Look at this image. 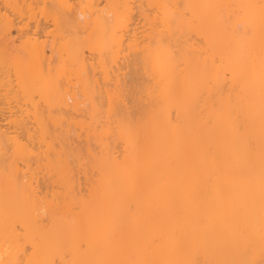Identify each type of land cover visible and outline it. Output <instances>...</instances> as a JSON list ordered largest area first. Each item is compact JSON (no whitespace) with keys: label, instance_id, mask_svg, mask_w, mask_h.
I'll use <instances>...</instances> for the list:
<instances>
[{"label":"bare ground","instance_id":"6f19581e","mask_svg":"<svg viewBox=\"0 0 264 264\" xmlns=\"http://www.w3.org/2000/svg\"><path fill=\"white\" fill-rule=\"evenodd\" d=\"M94 49L115 69L120 49L133 50L137 64L140 57L144 110L121 120L119 138L132 148L144 117L141 168L108 179L113 163L101 165L103 178L80 183L76 166L70 177L59 163L57 179L53 172L40 190L17 160L29 162L42 118L77 107L79 93L94 101L87 70L96 79L97 65L106 70L105 59L91 62ZM63 52L79 93L55 79L65 72ZM104 98L107 107L120 102ZM120 144L115 155L103 147L101 161L108 165ZM32 156L34 164L43 157ZM0 264H264V0H0Z\"/></svg>","mask_w":264,"mask_h":264},{"label":"rangeland","instance_id":"374dc122","mask_svg":"<svg viewBox=\"0 0 264 264\" xmlns=\"http://www.w3.org/2000/svg\"><path fill=\"white\" fill-rule=\"evenodd\" d=\"M232 20V18H228V21H231ZM132 21H134V23L135 24H137V26H140V28H139V30H141V29H145V31L148 29V27H149V25H148V22L147 21H144L143 19H141L140 17H135V18H133L132 19ZM135 24H134V26H135ZM138 35H140V34H138ZM124 37H125V34H124ZM121 50V49H120ZM120 50H118L117 51V59L115 60V66H116V69H117V67L119 66V68H118V71H117V73L115 74V76L116 77H118L117 79H115L116 80V82H113L112 81V78L113 77H115V76H111V74H110V76L112 77H110L109 75H107L106 76V74H109V72L110 73H113V72H111L113 69H115V68H113V66H112V64H110V60H109V56H108V52L107 51H105V50H100V49H94L93 50V53H94V56H96V58L94 57L92 60H91V62H94V63H96V61L97 60H99V58L101 57V58H103V59H105V61H106V70H98V69H100L101 67L99 66V68H98V65L97 64H95L94 65V68H96V65H97V68L96 69H94V70H92L93 72H95V73H97L98 74V79H96L97 77L96 76H93V74L91 75V70H87V71H89L88 72V78H89V87L91 88V86L90 85H93L92 86V89H93V93H91V98H92V96L94 97L93 98V100L94 101H92V99L91 100H89V98L86 96V95H84L83 93H79V91H81V88H79L80 87V80H79V78H78V74L77 75H75V73L77 72L76 71V68L75 67H72V66H70V64L69 63H67V61H66V59H68L67 57V54L65 53V56H63L64 55V52H63V54H62V57L61 58H63V60L65 61L64 62V64H65V72H63V75H61V76H57V78H55L56 80H57V83L58 84H62V85H65V86H67V88L69 87V88H73V86L71 85L72 84V82H74V84H75V87H76V85H78V88H75V90H77L78 91V100H79V104L77 105V107L76 106H74L73 104H70L69 105V107H71L72 105L75 107V108H73V107H71L72 108V110H73V113H76L77 112V114H73V113H71L70 111H71V108H69V110H64L63 111V109H60V108H58V107H56L55 106V108H54V110H59V111H57V113H53L52 111H50L51 109L49 108V111L51 112V113H53L54 115L53 116H55L56 117V119L57 120H54V118H50V113H49V115L48 116H45V118H44V120H43V118L41 119L42 120V122H41V124L42 125H44V131H45V133L44 134H42L41 132H40V136H39V131H37L38 132V134L35 132L34 134H37L36 135V137L34 138L32 135V142L33 143H31V140H30V142H29V146H28V148H31L30 150H32V154L30 155V157H29V162H30V166L29 167H25L24 165H26V166H28V163L29 162H27V164L25 163V158H22L21 156V158H22V160H24V163H23V161H18L17 159H15V160H17V162L19 163V164H17L16 162H14L15 160H14V158L13 157H11V159L12 160H14L13 161V164H17V166H19L18 168H19V170L21 171V175L23 176V180H25L24 179V176L25 175H27V173L26 174H24L22 171H23V169L25 170L24 172H27L28 171V174L30 175V176H32L31 177V179H33V180H36L37 182H39V189L40 190H42L43 188H44V183L42 182V180L43 181H45V180H49V179H51V175H52V173L53 172H56V170H57V168H56V166H58L59 165V163L61 164L60 166L62 167L61 169H64L65 170V168H66V172L68 173V172H70L68 175L70 176V177H72L71 175H73V173H75V176H74V178L79 174L78 172H80V174L77 176L78 178H80L81 179V181H80V179H78L77 178V181H79L80 183L82 182H84V180L86 179V180H89V179H92L93 178V180H94V178L96 179V178H98L99 179V177H100V175H99V173L97 172L98 170V168H101L102 169V171L103 170H105V169H103V167H101V165L102 166H105V167H107L108 166V168H110L111 167V163H113V165H112V167L111 168H113L114 169V171L116 172V173H113V175L111 174V172H109L110 173V175L111 176H109L108 177V179L109 178H113V179H115L116 178V176H118V177H122L123 175V173L124 172H128V170L127 169H132L133 167H136V166H139V168H141V161H143V157H142V151H140V146H142L143 144H142V142H140V138H142V135H141V129H142V125H143V121H144V117H143V120L142 121H137V123L135 124L136 126H137V129L138 130H136V134L137 135H135V133H133V139H131V140H129V141H131V143L129 142L127 145H131V146H133L132 148H130V146H125L123 143H124V141L125 140H123L122 138H119L120 137V127H119V125H120V123L121 124H123L122 122H121V120L122 121H125L126 122V120L127 121H129V120H138V118H140L139 116L137 117V115H139L138 114V112L140 113L141 111H142V100H140V99H138V98H140V97H144V92H143V96H141L142 94H140V91H142V88L145 86V84L144 83H142L143 81H142V79H143V77H142V65H141V62H140V57H138L139 58V63L137 64L136 63V61L138 62V59L135 61V59H136V57H134L133 55V50H132V53L130 52L131 51V49H122L121 51ZM124 50H128V52L127 51H124ZM86 51V50H85ZM87 53V52H86ZM123 55H127L126 57H124V58H120V57H123ZM67 56V57H66ZM55 65H56V63H55ZM114 65V64H113ZM110 67H111V70H109L110 69ZM115 69V70H116ZM95 70H97V71H95ZM114 70V71H115ZM103 71L105 72V73H103ZM106 71H108V72H106ZM92 72V73H93ZM102 74V75H100L99 76V74ZM52 75H53V77H51V82H52V84L53 83H55V80L53 81L52 80V78L54 79V70H53V72H52ZM90 75V76H89ZM96 75V74H95ZM105 76V77H104ZM109 76V77H108ZM69 79H68V78ZM74 77H76V78H74ZM101 77V78H100ZM115 77V78H116ZM105 78H106V80H107V82H109L110 84H111V86L108 84V83H105ZM68 79V81H70L69 82V84L70 85H68L67 83H68V81L66 82V81H64V80H67ZM72 79V80H71ZM100 79H102V81L105 83V84H108V88L109 89H106L107 88V86L106 87H104V89H101V88H103V86H102V83L100 82ZM110 80H111V82H110ZM117 80H118V83H117ZM91 81H92V83H91ZM93 81L94 82H96V86H95V83H93ZM97 83H99V86H98V84ZM114 83L116 84L117 83V86L118 85H120V87L118 86V88H117V86L115 87V85H114ZM73 84V85H74ZM143 84H144V86H143ZM101 85V86H100ZM112 85H114V87L115 88H117V90H115V88L112 86ZM64 86V87H65ZM94 87H98V89H99V91H97V92H94L95 91V89H94ZM100 87V88H99ZM90 88H89V90H90ZM113 88H114V90H113ZM101 89V90H100ZM106 89V90H105ZM112 91H111V90ZM96 90H97V88H96ZM90 91H92V90H90ZM116 91V92H115ZM113 92V93H112ZM118 92V93H117ZM106 93V94H105ZM111 93V95H109ZM116 93V94H115ZM104 95H109V98L106 96L105 98H106V100H109V99H111V100H113V97H115V100H117V99H119V101L120 102H122V101H124V99H125V103L124 102H122L123 103V105H121L120 104V102H117L118 104H117V106L115 105V104H112L111 103V101L109 100V103H107V105H108V107L106 106V102H105V100H99V98H104ZM118 95V96H117ZM119 95H122V96H119ZM99 96V97H98ZM101 96V97H100ZM117 97V98H116ZM123 97V98H122ZM36 98H37V94H36V96L34 95V100H36ZM104 98V99H105ZM120 98H122V99H120ZM143 99V98H142ZM70 99H68V103H70V101H69ZM37 101V100H36ZM90 101V102H89ZM91 101L92 102H94V103H91ZM142 101V102H141ZM144 101H145V99H144ZM95 102H96V104L98 103L99 105L98 106H95L94 104H95ZM100 102H102V103H104L105 102V104H101V106H100ZM72 103V102H71ZM110 103H111V105H113V106H115L116 107V110H115V113L116 114H120L121 113V107L122 106H124L125 104H126V106H124L123 107V109H124V111H122V114L121 115H115V113H114V110L113 111H111L112 110V108L110 107L111 105H110ZM114 103V102H113ZM121 106H120V105ZM92 105H93V107H92ZM119 105V106H118ZM50 107V106H49ZM138 108V109H137ZM76 109V110H75ZM95 109V113H93V110ZM106 110L107 111V109L109 110V114L106 112L105 114H106V116L104 115V116H102V114L100 115L99 113H98V111H101V110ZM119 109H120V112H119ZM104 110V111H105ZM143 110H144V107H143ZM65 111H66V113H65ZM111 111V112H110ZM117 111V112H116ZM56 112V111H55ZM62 112H64L63 114H62ZM103 112V111H102ZM68 113V114H67ZM104 113V112H103ZM110 113H112V115L111 116H109L108 118V120H106V118H107V115H110ZM142 113H143V111H142ZM141 113V114H142ZM71 115L72 117L74 116V118L75 119H73V120H71L72 119V117L70 116V117H68V115ZM73 114V115H72ZM141 116V115H140ZM70 118V119H69ZM63 120H66L65 122H63ZM68 120V121H67ZM106 121V122H105ZM52 122H54V124L52 123ZM141 122V123H140ZM59 123V124H58ZM131 123V127L133 126V124H132V121L130 122ZM61 125V129H60V126H57L56 128H55V126L56 125ZM74 124V125H73ZM126 124H129L128 122H126ZM117 125V126H116ZM74 126V127H73ZM129 126V128H130V133L132 134V132L133 131H135V130H133V129H131V127ZM139 126V127H138ZM81 127H82V129H81ZM64 128V129H63ZM88 128V129H87ZM139 128H141L140 129V132H139ZM48 129V130H47ZM74 129H75V131H74ZM61 130V131H60ZM63 130V131H62ZM77 130V131H76ZM85 130H87V131H85ZM91 130H93L94 132H92ZM65 131H67V132H65ZM84 131H85V134H86V136H85V134H84ZM132 131V132H131ZM46 132H47V134H46ZM82 134H81V133ZM31 133H32V131H31ZM65 133H67V134H65ZM87 133H88V135L89 136H87ZM139 133V134H138ZM84 134V135H83ZM43 135H47V139L49 140H47L45 143H47V144H44V142L43 141H45V138H46V136H44V139L43 140H41L42 139V137H43ZM74 135H76L77 136V139H76V137H74ZM79 135V136H78ZM80 135H81V140H79L78 138L80 137ZM122 136V135H121ZM132 136H130V137H132ZM135 136V137H134ZM37 137H38V139H37ZM83 137H84V139H83ZM128 137V136H127ZM25 137H23L22 138V140H23V142L25 141V139H24ZM29 139H31V137H28ZM29 139H28V141H29ZM76 139V140H75ZM123 141H122V140ZM22 140H21V138H20V141L22 142ZM38 141V143H37V141ZM19 141V142H20ZM36 141V142H35ZM66 141H68L67 143H66V148H68V149H65V142ZM70 141L72 142L71 144L73 145H78L77 147H81V149L79 150V151H77L78 150V148H77V150H75L76 148V145L75 146H73V148L74 149H72L73 150V152H71V150H69V147H68V143H69V146H72V145H70ZM86 141H87V143H88V145L86 146L85 144H86ZM114 141V142H113ZM116 141V142H115ZM117 141H118V144H120V146L118 145L116 148V152H117V150H118V148L120 149V150H118V155L116 154V156H115V158L111 155V154H113V155H115L114 153H113V150H114V148H115V146L117 145ZM20 142V143H21ZM22 142V143H23ZM26 142H27V139H26ZM25 142V143H26ZM75 142V143H74ZM79 142V143H78ZM85 144H84V143ZM108 142V143H107ZM109 142L110 143H112V144H109ZM19 143V144H20ZM116 144V145H114V144ZM38 144V145H37ZM82 144V145H81ZM142 144V145H141ZM21 146L23 145V144H20ZM24 145H26V144H24ZM23 145V146H24ZM32 145V146H31ZM44 145H46V148L48 149L49 147V149H48V151H47V149H43L44 147ZM50 145V146H49ZM80 145V146H79ZM108 145H111L110 146V148H113V149H111L112 150V152H111V154H110V156L108 157V159L109 158H111V162L108 160V159H106L108 162H110V163H108V165L106 164V161H101V159H103V156H102V154H104L103 153V151L105 152V150L104 149H102L103 147L104 148H106V146L108 147V150H109V146ZM114 145V146H113ZM27 146V145H26ZM35 146V147H34ZM40 146H41V148L43 149V151L40 149V150H37L38 148H40ZM62 146H63V148H64V150H63V148H62ZM83 146V147H82ZM113 146V147H112ZM123 147V148H122ZM124 147H126L127 149L128 148H130V149H128V150H126ZM37 148V149H36ZM142 148H143V146H142ZM33 149H35V151H33ZM54 149H55V151L57 150L58 151V153H56L55 151H54ZM122 149H125V152L123 151L122 152ZM11 150H13V152H15V148L14 147H10V148H8L7 149V151L8 152H10L9 154V157L11 156ZM37 150V151H36ZM89 150V151H88ZM90 150H92V151H90ZM101 150H103L102 152H101ZM51 151H53V152H51ZM88 151V154L90 155V156H88V154H86V152ZM7 152V153H8ZM101 152V153H100ZM109 152H110V150H109ZM123 154H122V153ZM45 153V154H44ZM62 153L64 154V156H66V157H63L62 156ZM91 153V154H90ZM14 154V153H13ZM43 155V157H44V159H45V163H43L44 162V160L41 158L40 160H43L42 162H40V160H38V158H40V156H36V155ZM48 154V155H47ZM92 154L94 155V156H92ZM121 154V155H120ZM8 155V154H7ZM6 155V156H7ZM32 155H35L36 156V164H34L35 163V159H34V157L32 156ZM79 155V156H78ZM87 155V156H86ZM124 155V156H123ZM129 156L128 157V161L126 160V159H124L126 156ZM16 156V154L14 155V157ZM31 156L33 157L32 158V161L30 160L31 159ZM75 156H77V157H75ZM82 156V157H81ZM92 156V157H91ZM122 157V158H120V157ZM9 157H8V159H9ZM58 157H59V161L57 160L58 159ZM73 157V158H72ZM102 157V158H101ZM118 157H119V159H118ZM15 158H18V155H17V157H15ZM68 158V159H67ZM79 161V164H78V162L76 161V159ZM82 158V159H81ZM84 158V159H83ZM100 158V159H99ZM114 158V159H113ZM6 159V161H7V158H5ZM62 159V160H61ZM69 159L70 160H73L71 163H69ZM68 160V161H67ZM113 160H115L116 161V163H115V161H113ZM121 160H123V161H121ZM49 161V163L50 164H47V162ZM74 161H76L77 162V164H74L75 162ZM99 161H100V163H99ZM119 161H121V162H119ZM128 163H127V162ZM8 162H10L9 160H8ZM8 162H5L4 161V163L5 164H8ZM22 164H21V163ZM64 162V163H63ZM3 163V162H2ZM3 163V164H4ZM56 165H55V164ZM67 163H68V165H69V167L67 166ZM104 163V164H103ZM118 163V164H117ZM125 163H127L126 165H125ZM2 164V165H3ZM4 164V165H5ZM11 164V163H10ZM13 164H11V165H13ZM45 164V165H44ZM54 164V165H53ZM66 164V165H65ZM114 164H115V166H114ZM140 164V165H139ZM24 166V168H23V166ZM71 165H72V168H71ZM91 165H92V167H91ZM143 165V164H142ZM6 167L4 168L5 170L7 169V165H5ZM38 166L39 167H41V166H46V167H44L43 169L42 168H39L38 169V171H37V168H38ZM52 166H54V167H52ZM76 166V168H75V170H73V173H72V169L74 168ZM82 167L83 166V171L82 170H80V169H78V167ZM123 166H125L126 168H124ZM131 166H133V167H131ZM36 167V168H35ZM2 168H3V166H2ZM50 168V169H49ZM54 168H56V169H54ZM68 168L70 169L69 171H68ZM91 168V169H90ZM93 168V169H92ZM33 169V170H32ZM58 169H60V168H58ZM78 169V170H77ZM101 169H99V171H101ZM118 169H120V170H118ZM117 170V171H116ZM133 170V169H132ZM131 170V171H132ZM137 170H140V169H137ZM32 171V172H31ZM37 171V172H36ZM58 171V170H57ZM108 171H110V169H108ZM135 169L132 171L134 174H136L135 172ZM138 172V171H137ZM142 172H143V170H141V172H138L137 173V176L140 174V177L142 176ZM20 172L18 171V175H20L19 174ZM33 173V174H32ZM58 172H56V173H54V174H56L55 176H54V174H53V179L55 180V179H57V174ZM78 173V174H77ZM133 173H132V175H133ZM18 175H17V177H18ZM21 175L19 176L20 178H18V179H22V177H21ZM116 175V176H115ZM131 175V176H132ZM48 176V177H47ZM130 176V177H131ZM134 176V175H133ZM136 176V177H137ZM46 177H47V179H46ZM50 177V178H49ZM56 177V178H55ZM101 177L103 178L104 176L103 175H101ZM101 177H100V179H101ZM139 177V178H140ZM134 178V177H133ZM28 179H29V177H28ZM72 179V178H71ZM73 180H76V178L75 179H73ZM47 182V181H46Z\"/></svg>","mask_w":264,"mask_h":264}]
</instances>
